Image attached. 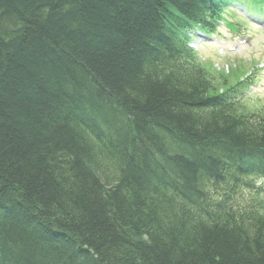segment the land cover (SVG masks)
Returning a JSON list of instances; mask_svg holds the SVG:
<instances>
[{
  "label": "trees",
  "instance_id": "16d2710c",
  "mask_svg": "<svg viewBox=\"0 0 264 264\" xmlns=\"http://www.w3.org/2000/svg\"><path fill=\"white\" fill-rule=\"evenodd\" d=\"M230 1L0 0V264H264V111L186 46Z\"/></svg>",
  "mask_w": 264,
  "mask_h": 264
},
{
  "label": "rangeland",
  "instance_id": "374dc122",
  "mask_svg": "<svg viewBox=\"0 0 264 264\" xmlns=\"http://www.w3.org/2000/svg\"><path fill=\"white\" fill-rule=\"evenodd\" d=\"M228 20L234 23L239 21L240 17L234 14L230 15ZM230 30L226 25L221 26L212 36L213 38L223 36L226 49L231 46L233 50L238 47V50L233 53L221 52V46L217 45L215 40L201 39L195 43L198 62L210 73H213L219 82L225 78L227 83H234L240 76L250 77L253 86L248 92L247 105L251 110H255L264 106V31L256 25L248 23L243 35L246 37L248 34L251 35L247 37L249 43L243 38L233 45V42L230 41L232 39Z\"/></svg>",
  "mask_w": 264,
  "mask_h": 264
},
{
  "label": "bare ground",
  "instance_id": "6f19581e",
  "mask_svg": "<svg viewBox=\"0 0 264 264\" xmlns=\"http://www.w3.org/2000/svg\"><path fill=\"white\" fill-rule=\"evenodd\" d=\"M202 1V0H200ZM189 8V5H187ZM191 8V6H190ZM209 8H211L210 10H212V8H214V6H207L206 8L204 9H199L197 12H196V15L192 12V10H190L188 12V15H189V19L191 22H194V23H197L198 22V16H201L203 13L209 11ZM186 14V13H185ZM188 15L186 14V16L188 17ZM171 18L170 15H168V17H166L165 19L168 21V26L171 28V30L173 31V35H177V33L179 32V30L174 26V21L169 19ZM190 22L189 21H184L183 22V25L181 28H184L186 27ZM180 36L182 37V34H180ZM96 114V113H95ZM91 117L93 118V121L95 123V127H98V131L100 132H103L102 129L105 130V133H107L109 131V126L107 124H102L101 120H100V117L98 114L95 115H92L91 114ZM118 124V123H117ZM171 142H173L171 139H169V142H168V138H166V140H161L160 141V147L155 149L153 152H154V156L152 158H150L149 160V164H150V167L152 168V170H154V172H160L162 167L164 165H166L168 163V161H170V158H173V154H174V148L172 147V145L170 144ZM121 146H122V143H121ZM120 146V147H121ZM153 179L155 180L154 184L157 185V187H160L162 186L161 184V179L158 178V177H153ZM153 180V181H154ZM186 185L182 186L181 187V190H180V193H179V197L176 198L177 201H179V198H182V194H185V191H188V188H185ZM156 190L158 189H155L152 187V189L150 190V193L152 194L153 198L159 202V201H165L167 198L165 196H161V195H157L155 192ZM185 190V191H184ZM166 196H168L169 198H171V195L170 193L168 192H165ZM175 196V195H174Z\"/></svg>",
  "mask_w": 264,
  "mask_h": 264
}]
</instances>
